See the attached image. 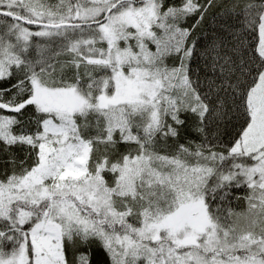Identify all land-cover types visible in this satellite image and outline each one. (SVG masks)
Listing matches in <instances>:
<instances>
[{
    "label": "snow or ice",
    "instance_id": "1",
    "mask_svg": "<svg viewBox=\"0 0 264 264\" xmlns=\"http://www.w3.org/2000/svg\"><path fill=\"white\" fill-rule=\"evenodd\" d=\"M0 152V264H264V0H0Z\"/></svg>",
    "mask_w": 264,
    "mask_h": 264
},
{
    "label": "trees",
    "instance_id": "2",
    "mask_svg": "<svg viewBox=\"0 0 264 264\" xmlns=\"http://www.w3.org/2000/svg\"><path fill=\"white\" fill-rule=\"evenodd\" d=\"M53 3L56 0H52ZM178 3L179 0H176ZM203 2V0H201ZM220 12L221 10L218 8H210L204 21L201 22L198 29L195 32V37L197 38V51L193 56L190 62V68L192 71V78L195 80L197 77L202 82L203 86L205 77H211L213 75L211 69L207 67L206 58L202 55L204 49L211 43V41L217 38L218 35H226L225 33L220 32L219 20H220ZM195 22V19H190L188 24L191 25ZM251 36L248 37V40H252ZM8 86V85H3ZM209 138H219L223 140H228L230 137V133L232 131L230 125H227L222 122H217L214 124H210L208 129L206 130ZM202 139L201 136L196 134L192 129V121L189 120L181 132L180 142L185 143L187 140H194L197 143ZM17 160H21L24 158L23 152L17 150L16 153ZM8 156L4 152H0V173H3L5 170H9L11 165L7 162ZM246 192L245 189H233V196L230 197L231 203L230 207L236 211H244L246 209V201L243 199ZM239 196L240 199H236L235 197ZM92 264H108L107 257L102 249H100L95 244L92 246Z\"/></svg>",
    "mask_w": 264,
    "mask_h": 264
}]
</instances>
